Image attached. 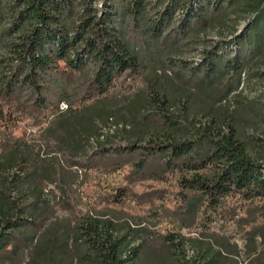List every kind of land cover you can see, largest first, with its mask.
<instances>
[{
	"label": "trees",
	"instance_id": "1",
	"mask_svg": "<svg viewBox=\"0 0 264 264\" xmlns=\"http://www.w3.org/2000/svg\"><path fill=\"white\" fill-rule=\"evenodd\" d=\"M147 1L101 11L92 0H0V264H138L146 240L116 208L131 190L102 178L126 165L175 176L179 228H207L228 198L260 201L264 217V160L196 95L222 81L224 98L264 67V0H168L154 14ZM243 13V33L169 74L181 37ZM22 120L38 135L16 134ZM246 237V259L224 233L191 242L198 264H264V221Z\"/></svg>",
	"mask_w": 264,
	"mask_h": 264
},
{
	"label": "rangeland",
	"instance_id": "2",
	"mask_svg": "<svg viewBox=\"0 0 264 264\" xmlns=\"http://www.w3.org/2000/svg\"><path fill=\"white\" fill-rule=\"evenodd\" d=\"M92 1L94 6L103 11L106 0ZM109 1L120 4L122 0ZM167 2L168 0H148L147 4L152 10L151 13L154 14ZM180 15V12L176 13L165 33L178 26ZM250 16L243 13L240 17L234 18L232 14H227L223 16V27L211 26L204 31L192 29L189 39L181 37V51L173 55V60L167 59L165 62L170 64L167 66L169 74L175 76L174 72L180 69L181 64H194L199 61L205 46H211L217 41L225 43V40L243 33ZM251 68L255 72L249 73L248 70L240 85L229 95L227 93L224 98H221V95L225 92L226 85H223L222 81L213 89L196 95L198 101L201 100L208 110H212L217 116H225L226 120L234 124L250 153L264 160V67L252 65ZM129 82L131 86L140 85L142 76H135ZM66 105L64 102L61 103L63 108ZM27 122L29 121H20L19 127L14 130L15 133L26 132L29 137L37 136L39 127ZM93 175L97 174L93 173ZM105 175L102 178L107 181L103 179L104 181L115 185L127 184L131 190L130 195L121 204L116 205V208L121 215L131 219V226L136 229L135 234H142L137 236L136 243L146 240L142 246V258L138 264H187L186 262L198 264V249L192 244L191 238L200 237L203 232H218L230 236L242 249V259H246L245 249L248 241L246 232L264 221L258 207L260 201L248 202L228 198L222 212L214 214V219L207 228L202 225V220H197L190 227L179 228V219L185 212L180 195L176 192L179 187L175 183L174 175L158 178H151L150 175L140 176V173L133 172V167L130 165ZM89 191L95 195L106 192L102 188L93 191L92 186L89 187ZM254 216L257 220L252 222ZM179 231L187 238L186 243L178 247L168 244L166 235ZM241 264H246V261Z\"/></svg>",
	"mask_w": 264,
	"mask_h": 264
},
{
	"label": "bare ground",
	"instance_id": "3",
	"mask_svg": "<svg viewBox=\"0 0 264 264\" xmlns=\"http://www.w3.org/2000/svg\"><path fill=\"white\" fill-rule=\"evenodd\" d=\"M62 108H63V106H61ZM66 107H67V105H66Z\"/></svg>",
	"mask_w": 264,
	"mask_h": 264
}]
</instances>
